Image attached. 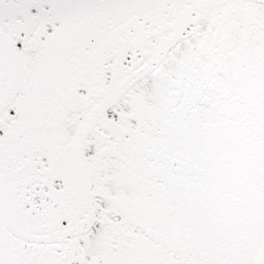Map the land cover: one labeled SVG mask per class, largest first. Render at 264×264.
Masks as SVG:
<instances>
[{
    "label": "snow or ice",
    "instance_id": "obj_1",
    "mask_svg": "<svg viewBox=\"0 0 264 264\" xmlns=\"http://www.w3.org/2000/svg\"><path fill=\"white\" fill-rule=\"evenodd\" d=\"M0 264H264V0H0Z\"/></svg>",
    "mask_w": 264,
    "mask_h": 264
}]
</instances>
